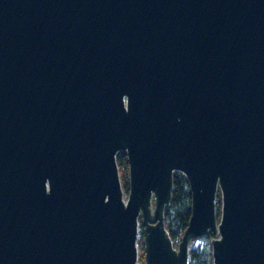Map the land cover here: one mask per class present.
Wrapping results in <instances>:
<instances>
[{
  "label": "water",
  "instance_id": "water-1",
  "mask_svg": "<svg viewBox=\"0 0 264 264\" xmlns=\"http://www.w3.org/2000/svg\"><path fill=\"white\" fill-rule=\"evenodd\" d=\"M140 225L143 264H264V0H0V264H141Z\"/></svg>",
  "mask_w": 264,
  "mask_h": 264
},
{
  "label": "trees",
  "instance_id": "trees-1",
  "mask_svg": "<svg viewBox=\"0 0 264 264\" xmlns=\"http://www.w3.org/2000/svg\"><path fill=\"white\" fill-rule=\"evenodd\" d=\"M119 179L124 193L128 192L129 176L128 162L125 151L121 150L116 154ZM217 198L220 196L216 193ZM216 205V202H215ZM219 205V200L217 206ZM216 207V206H215ZM191 213V194L186 178L180 172L174 171L172 178V188L169 201L164 206L163 220L165 229L174 247L178 244V239L185 229ZM217 219L219 211L216 210ZM212 232L205 234L210 238ZM138 261L143 264V238L139 236L137 240ZM187 264H212L211 246L207 242L205 246H195L189 248Z\"/></svg>",
  "mask_w": 264,
  "mask_h": 264
},
{
  "label": "rangeland",
  "instance_id": "rangeland-1",
  "mask_svg": "<svg viewBox=\"0 0 264 264\" xmlns=\"http://www.w3.org/2000/svg\"><path fill=\"white\" fill-rule=\"evenodd\" d=\"M177 172H179V171H177ZM123 194H124V198H126L127 193L123 192ZM218 200H219V205L217 206ZM215 202H216L215 210L219 211V214H220V196L218 198L216 196ZM151 208H153V198L151 199ZM139 236H142V225L139 226L138 238H139ZM213 237H215V235L213 233H212L210 238H208L205 235H200V236H197V237H193L190 240V242H189V248L190 247H195V246H198V247L205 246L207 244V242H210ZM138 238H137V240H138Z\"/></svg>",
  "mask_w": 264,
  "mask_h": 264
}]
</instances>
